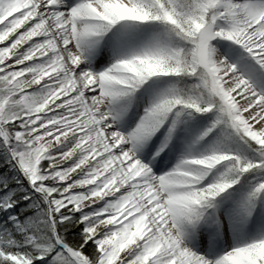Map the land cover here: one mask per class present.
I'll list each match as a JSON object with an SVG mask.
<instances>
[{
	"label": "snow or ice",
	"instance_id": "obj_1",
	"mask_svg": "<svg viewBox=\"0 0 264 264\" xmlns=\"http://www.w3.org/2000/svg\"><path fill=\"white\" fill-rule=\"evenodd\" d=\"M0 264H264V0H0Z\"/></svg>",
	"mask_w": 264,
	"mask_h": 264
}]
</instances>
